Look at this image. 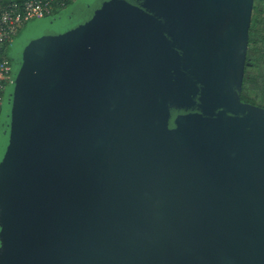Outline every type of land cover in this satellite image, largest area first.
Returning <instances> with one entry per match:
<instances>
[{"label":"water","instance_id":"95a60500","mask_svg":"<svg viewBox=\"0 0 264 264\" xmlns=\"http://www.w3.org/2000/svg\"><path fill=\"white\" fill-rule=\"evenodd\" d=\"M255 0H75L8 48L0 264H264Z\"/></svg>","mask_w":264,"mask_h":264},{"label":"built area","instance_id":"2783aa9c","mask_svg":"<svg viewBox=\"0 0 264 264\" xmlns=\"http://www.w3.org/2000/svg\"><path fill=\"white\" fill-rule=\"evenodd\" d=\"M75 0H0V110L11 80L8 48L23 26L33 18L54 14Z\"/></svg>","mask_w":264,"mask_h":264},{"label":"trees","instance_id":"16d2710c","mask_svg":"<svg viewBox=\"0 0 264 264\" xmlns=\"http://www.w3.org/2000/svg\"><path fill=\"white\" fill-rule=\"evenodd\" d=\"M249 33L242 99L264 107V0L254 1Z\"/></svg>","mask_w":264,"mask_h":264}]
</instances>
